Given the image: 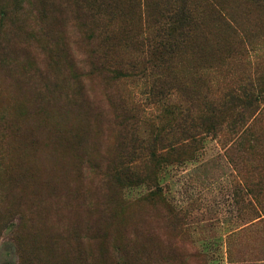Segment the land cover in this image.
I'll return each instance as SVG.
<instances>
[{"label":"rangeland","instance_id":"rangeland-1","mask_svg":"<svg viewBox=\"0 0 264 264\" xmlns=\"http://www.w3.org/2000/svg\"><path fill=\"white\" fill-rule=\"evenodd\" d=\"M112 1L0 0V264H264V0H186L202 21L172 53L177 0ZM243 89L250 119L141 155L169 109ZM123 158L131 179L103 176Z\"/></svg>","mask_w":264,"mask_h":264},{"label":"trees","instance_id":"trees-1","mask_svg":"<svg viewBox=\"0 0 264 264\" xmlns=\"http://www.w3.org/2000/svg\"><path fill=\"white\" fill-rule=\"evenodd\" d=\"M78 1L84 2L87 5L86 10L89 11H92L93 8L99 10L100 7H111V10L114 11L118 6V2L116 5V1L112 0H100V3H96L95 1L90 2L91 0ZM186 2V0H177V2H173V7L172 4H168L169 7L171 6L170 8H165L166 6H164L163 10H159L160 16L159 20L156 21V34L158 36L160 34L164 36L161 38H164L165 41L161 39L162 41H160L159 45L162 46L165 52L169 51L172 53L175 52V50H180L186 40L190 38V33H192L195 27L199 26V23L202 21L200 15L195 14L194 10L188 7ZM130 6L135 7V2H130ZM156 7H158L157 4ZM105 28L107 29V27ZM106 34L110 35L113 34V32L106 31ZM156 50H158V48H156ZM99 60V66L96 65L95 70L106 76L112 73L109 68H107V58L105 55L99 58ZM156 60H159V57L156 58ZM108 62L109 65H111V61ZM156 66L157 64L155 62L153 67ZM112 74L121 76L119 75L120 73L115 71H113ZM107 78L112 79L109 77ZM245 90L246 89L239 92H228L219 100L209 99V94L190 97L188 98L190 99L189 106L185 107L183 110L180 108L169 109L167 112L170 118L169 124L164 128L159 127L154 133H150L149 142L146 141L144 146H142V144L140 145L141 155L145 156L147 160L156 163L161 157L187 150L199 140V136L203 134L201 127L206 124V120H209L208 124H213V121L214 125H216L220 120L226 117H234L235 119L239 117L243 120V117L247 118L250 116V119L253 111L244 112L243 108L239 110L238 107H242L240 103L242 97H244V100L246 99L249 101H256L257 98L254 97L253 94L248 95L245 93ZM118 136L124 139V133H120ZM166 140L169 142L164 143ZM123 162L124 158L120 159L117 163L112 162L106 169L107 172H103V176L105 177L107 174L106 178L113 180V182L131 179L134 169L129 166L130 164H124Z\"/></svg>","mask_w":264,"mask_h":264}]
</instances>
